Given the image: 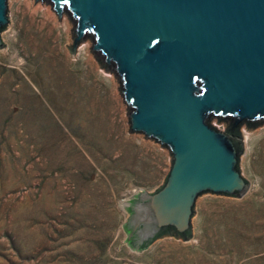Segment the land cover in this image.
I'll list each match as a JSON object with an SVG mask.
<instances>
[{
  "label": "rangeland",
  "instance_id": "374dc122",
  "mask_svg": "<svg viewBox=\"0 0 264 264\" xmlns=\"http://www.w3.org/2000/svg\"><path fill=\"white\" fill-rule=\"evenodd\" d=\"M0 49V264H264V125L241 128L236 198L203 193L192 238L125 245L123 204L165 183L171 154L129 130L114 76L75 57L72 23L43 1L7 0ZM211 124L225 131L216 119Z\"/></svg>",
  "mask_w": 264,
  "mask_h": 264
},
{
  "label": "water",
  "instance_id": "95a60500",
  "mask_svg": "<svg viewBox=\"0 0 264 264\" xmlns=\"http://www.w3.org/2000/svg\"><path fill=\"white\" fill-rule=\"evenodd\" d=\"M33 1L51 5L59 23L69 17L70 56L91 41L90 55L119 84L130 132L171 154L165 183L124 202L125 245L191 240L201 194L236 198L249 185L238 165L241 128L264 125V0ZM8 24L0 0V49Z\"/></svg>",
  "mask_w": 264,
  "mask_h": 264
},
{
  "label": "trees",
  "instance_id": "16d2710c",
  "mask_svg": "<svg viewBox=\"0 0 264 264\" xmlns=\"http://www.w3.org/2000/svg\"><path fill=\"white\" fill-rule=\"evenodd\" d=\"M97 59V58H96ZM98 62L100 63V61L98 60ZM221 122H224L226 123L228 126H229V121L228 120H224V121H221Z\"/></svg>",
  "mask_w": 264,
  "mask_h": 264
}]
</instances>
